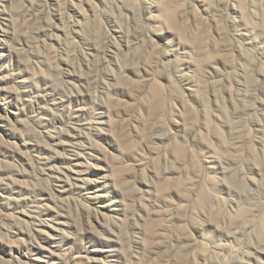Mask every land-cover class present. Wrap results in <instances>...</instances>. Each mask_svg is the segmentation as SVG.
Instances as JSON below:
<instances>
[{
	"label": "rangeland",
	"instance_id": "obj_1",
	"mask_svg": "<svg viewBox=\"0 0 264 264\" xmlns=\"http://www.w3.org/2000/svg\"><path fill=\"white\" fill-rule=\"evenodd\" d=\"M244 250L264 264V0H0V264Z\"/></svg>",
	"mask_w": 264,
	"mask_h": 264
},
{
	"label": "bare ground",
	"instance_id": "obj_2",
	"mask_svg": "<svg viewBox=\"0 0 264 264\" xmlns=\"http://www.w3.org/2000/svg\"><path fill=\"white\" fill-rule=\"evenodd\" d=\"M169 7H170V6H169ZM170 15H171V14H170ZM149 61H150V60H149ZM149 61H148V62H149ZM148 62H147V63H148ZM148 65H149V64H148ZM154 85H156V84H154ZM153 87H154V86H153ZM131 89H133V88H131ZM116 117H117V116H116ZM146 119H147V117H146ZM108 122H109V123H108V124H109L108 126H110V128H109V127H108V128H109L110 131L112 132V131L114 130V128H115V125H114L115 123L112 122L111 119H110ZM121 126H122V125H121ZM119 127H120V126H119ZM182 150H183V149H182ZM180 159H181V158H180ZM105 167H106V169H109V171H110V168H109L107 165H106ZM115 172H116V173H115ZM118 172H119V171H117L116 169H113V170H112V174H113V183H114V184H117L118 182H120L119 178H122V175H121V177H118V175L120 176V174H121L120 172H119L120 174H119ZM117 174H118V175H117ZM163 189H164V188H163ZM158 192H159V191H158ZM163 192H164V191H163ZM156 194H157V193H156ZM159 194H162V193L159 192ZM158 196H159V195H158ZM148 230H149V229H148ZM147 232H148V231H147ZM147 234H148V235L145 234V235L147 236V238L152 237V236H151V235H152V234H151V230H150V232H148ZM241 235H242V234H241ZM244 235H245V234H244ZM228 236H229V235H228ZM246 236H248V238L250 237V236L247 235V234H246ZM243 237H244V236H243ZM147 238H146V239H147ZM226 238H227V237H226ZM236 238H237V237H236ZM146 239H144V240L146 241ZM230 239H231V238H230ZM240 239H241V238H240ZM249 239L252 240V238H249ZM147 240H148V239H147ZM149 240H150V239H149ZM221 241H222V240H221ZM231 241H232V240H231ZM231 241H230V242H231ZM238 241L240 242V240H238ZM247 241H248V240H247ZM223 242H224V241H223ZM226 242H227V241H226ZM233 242H235V241H234V238H233ZM227 243H228V242H227ZM230 244H232V242H231ZM235 244H236V243H235ZM235 244H234V245H235ZM220 245H221V247H222L223 250H227V249L229 248V247H228L229 245L226 244L225 242L222 243V244H220ZM242 245H243V244H242ZM242 245H241V246H242ZM246 245H247V243L245 244V246H246ZM232 246H233V245H232ZM230 247H231V246H230ZM233 247H234V246H233ZM233 247H232V248H233ZM236 247H237V246H236ZM243 247H244V246H243ZM244 249H245V248H244ZM246 249H248V247H247ZM232 250L234 251V249H232ZM235 253H236V252H235ZM235 253H234V254L231 253V254H232V255H236ZM240 253H241V252H240ZM244 253H247V252L244 250ZM244 253L242 252V254H244ZM244 255H245V254H244ZM241 256H242V255H241ZM245 256H247V259H246V260L244 259V261H243V258H242V259H241V260H242L241 264H251L252 256L250 255V253H247V255H245ZM245 258H246V257H245ZM241 260H238V261H241ZM238 261H237V264H238ZM222 263H223V264H225V263H229V260L227 259V260H225V261H222ZM239 264H240V263H239Z\"/></svg>",
	"mask_w": 264,
	"mask_h": 264
}]
</instances>
